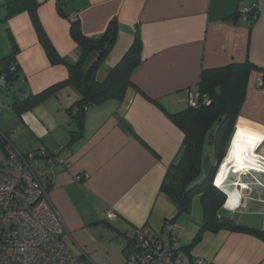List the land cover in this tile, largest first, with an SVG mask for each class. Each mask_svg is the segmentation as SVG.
<instances>
[{
	"label": "crops",
	"instance_id": "0c3cea01",
	"mask_svg": "<svg viewBox=\"0 0 264 264\" xmlns=\"http://www.w3.org/2000/svg\"><path fill=\"white\" fill-rule=\"evenodd\" d=\"M36 1L40 24L64 63L50 62L28 13L5 20L0 0V61L17 49L18 65L13 81L0 88V132L23 154L44 147L70 164L57 170L50 199L70 243L87 253L81 264H125L137 230L150 226L161 231L168 221L181 246L190 247L203 222L195 220L198 207L179 216L176 202L161 192L185 139L170 114L188 107L187 91L198 93L205 71L249 63L234 136L259 140L250 160L264 161V0ZM60 2L66 12L78 13L77 29L89 40L100 41L111 25L117 27L116 43L96 76L99 82L138 37L141 41V63L131 77L134 87L121 102L88 106L83 127L68 113L81 95L67 84L69 67L83 51ZM244 8L252 15L245 17ZM41 94L46 97L31 110L18 115L12 107L15 97ZM2 99L12 109L7 116ZM229 151L224 159L229 173L220 187L239 200L223 215L264 231V172L245 167L232 173L237 168L231 167ZM200 195L193 199L199 201ZM108 210L117 214L111 222ZM189 253L211 264H264V240L227 230L206 232Z\"/></svg>",
	"mask_w": 264,
	"mask_h": 264
},
{
	"label": "trees",
	"instance_id": "16d2710c",
	"mask_svg": "<svg viewBox=\"0 0 264 264\" xmlns=\"http://www.w3.org/2000/svg\"><path fill=\"white\" fill-rule=\"evenodd\" d=\"M36 0H4L5 20L22 13H28L50 62L54 65L64 63L59 57L38 19ZM63 15L69 20L68 13L62 7ZM71 22V21H70ZM72 36L82 48V57L69 67L67 84L72 85L81 95L68 113L80 127H83L85 110L88 106L107 101L121 102L128 89L134 87L131 77L141 63V41L138 37L122 61L110 72L104 82L96 78L98 71L112 51L117 38V27L111 25L100 41L85 38L77 29L78 20L71 22ZM17 49L11 56L0 61V80L6 81V89L13 81L18 65L15 61ZM96 55L93 61L92 57ZM252 66L249 63L237 64L221 69L205 71L198 86L199 101L195 107H188L178 113L170 114L171 120L184 132L185 139L181 157L173 164L166 175L161 192L170 197L183 211V216L191 210L195 194L200 193L204 219L192 245L197 244L206 232L217 233L221 230L249 234L264 240V231L237 223L223 215L225 195L213 186L217 174V163L223 162L230 146L234 127L244 100L245 86ZM61 85H57L56 90ZM46 97V94L30 95L25 99L15 97L12 107L18 115L31 110ZM209 99L204 104L203 98ZM1 133V132H0ZM5 134H0V145H4ZM49 153V152H48ZM53 156L55 154L49 153ZM204 177L202 178V175ZM167 223V222H166ZM168 223H172L168 221ZM191 245V246H192ZM190 247H184L189 253Z\"/></svg>",
	"mask_w": 264,
	"mask_h": 264
},
{
	"label": "built area",
	"instance_id": "2783aa9c",
	"mask_svg": "<svg viewBox=\"0 0 264 264\" xmlns=\"http://www.w3.org/2000/svg\"><path fill=\"white\" fill-rule=\"evenodd\" d=\"M241 13L248 17L252 10L244 8ZM77 20L78 13H72L69 21ZM0 85L5 86L6 81L1 79ZM199 97L196 89L188 90V105L195 107ZM203 102L209 104V99L204 97ZM3 139L4 145H0V264H81L87 261L85 250L70 243L65 222L50 199L49 187L57 170L69 169L70 164L57 154L49 155L44 147L23 154L7 138L3 136ZM46 181L49 186L45 185ZM116 217L113 210L106 212L107 221ZM125 264L211 263L184 251L173 234L171 223L167 222L161 231L150 226L139 228Z\"/></svg>",
	"mask_w": 264,
	"mask_h": 264
},
{
	"label": "bare ground",
	"instance_id": "6f19581e",
	"mask_svg": "<svg viewBox=\"0 0 264 264\" xmlns=\"http://www.w3.org/2000/svg\"><path fill=\"white\" fill-rule=\"evenodd\" d=\"M258 143L259 140L254 138H248L239 133L234 136L228 154V159L229 161H231L232 165L231 167H235L241 170L247 167L248 169L259 171L258 169L261 168V162H258L256 159L250 160V155H253V151L257 147ZM245 160H248L249 164H246ZM228 173V166L225 165L221 170L220 179L218 180V186H221L220 184L224 182V178ZM238 200V195H230L227 204L228 206L230 205V208H233L237 204L236 202Z\"/></svg>",
	"mask_w": 264,
	"mask_h": 264
},
{
	"label": "rangeland",
	"instance_id": "374dc122",
	"mask_svg": "<svg viewBox=\"0 0 264 264\" xmlns=\"http://www.w3.org/2000/svg\"><path fill=\"white\" fill-rule=\"evenodd\" d=\"M2 101L5 103V105L4 104H2V108H1V110L2 111H4L5 112V116H7V115H9L10 114V112H11V107H10V105H9V102L8 101H5L4 99H2ZM7 103V104H6ZM233 136H234V134H233ZM233 136H232V138H233ZM231 146V145H230ZM23 151V150H22ZM228 151H229V149H228ZM228 151H227V153H228ZM223 165H225V161L223 162ZM234 170H238V169H233L232 170V173H234L235 174V172L236 171H234ZM238 172V171H237ZM252 180H254V179H252ZM220 188V189H219ZM219 188H218V190H220V191H222V189H221V187L219 186ZM196 200V199H195ZM194 199L192 200V202H191V206L193 205V207H194V204H195V206H197L198 207V211H199V216L197 215V217L196 216H194V217H196L195 218V220H197V221H200L199 219H204V214H203V208H202V204H201V201H200V199H199V201H195ZM201 208V209H200ZM201 210V211H200ZM237 212H239L238 210H237ZM192 216V215H191ZM231 218V217H230ZM264 217L262 216V218L261 219H263ZM193 222H194V220H192ZM196 222V221H195ZM198 223V222H197ZM201 222H199V224H200ZM203 223V222H202ZM240 224V223H239Z\"/></svg>",
	"mask_w": 264,
	"mask_h": 264
},
{
	"label": "clouds",
	"instance_id": "9594fccd",
	"mask_svg": "<svg viewBox=\"0 0 264 264\" xmlns=\"http://www.w3.org/2000/svg\"><path fill=\"white\" fill-rule=\"evenodd\" d=\"M223 161H224V160H223ZM222 163H223V162H222ZM221 165H222V164H221ZM221 165H220V167H221ZM219 169H220V168H219ZM219 169L217 170V174H218V172H219ZM263 169H264V167H262V169L260 168L259 171L264 172ZM234 171H236V170H234ZM217 174L215 175V178H214V180H213V186H214L215 188L218 189L219 186L216 184V176H217ZM219 189H220V188H219ZM222 192H223L224 195H225V201H224L223 209L226 210V211H228V212H231V209H230V207H228V204H227L230 195H228L227 193H225L223 190H222ZM229 210H230V211H229Z\"/></svg>",
	"mask_w": 264,
	"mask_h": 264
},
{
	"label": "water",
	"instance_id": "95a60500",
	"mask_svg": "<svg viewBox=\"0 0 264 264\" xmlns=\"http://www.w3.org/2000/svg\"><path fill=\"white\" fill-rule=\"evenodd\" d=\"M220 165H221V163H217V165H216V169L218 170L219 168H220ZM183 215V211H181L180 213H179V216H182Z\"/></svg>",
	"mask_w": 264,
	"mask_h": 264
}]
</instances>
